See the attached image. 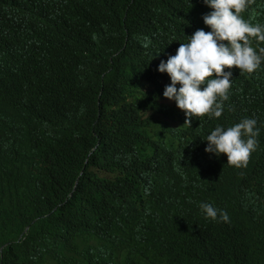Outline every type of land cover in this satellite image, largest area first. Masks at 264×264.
I'll use <instances>...</instances> for the list:
<instances>
[{"label":"trees","instance_id":"16d2710c","mask_svg":"<svg viewBox=\"0 0 264 264\" xmlns=\"http://www.w3.org/2000/svg\"><path fill=\"white\" fill-rule=\"evenodd\" d=\"M211 11L204 0H0V264H123L131 251L146 264L185 245L187 264H264V64L204 123L260 129L237 178L249 189L224 207L230 224L180 201L186 184H205L178 176L200 129L162 103L171 79L158 66ZM240 16L263 19L264 0ZM140 232L148 242L133 246Z\"/></svg>","mask_w":264,"mask_h":264},{"label":"clouds","instance_id":"9594fccd","mask_svg":"<svg viewBox=\"0 0 264 264\" xmlns=\"http://www.w3.org/2000/svg\"><path fill=\"white\" fill-rule=\"evenodd\" d=\"M204 3L212 9L203 16L206 29H198L189 36V42L181 43L175 55L161 61L158 71L171 79L162 103L171 108L180 126L200 129L189 135V163L180 164L178 176L181 181L190 173L205 184H186L180 201L198 209L211 222L230 224V214L224 207L231 200L242 199L249 189L237 178L243 177L240 172L248 167L259 147L260 129L255 118L234 119L224 125L204 123L224 118L231 111L236 93L233 84L243 76L259 72L264 64V17L240 16L254 0ZM157 118L158 122H170L164 115ZM147 242L148 237L140 232L132 245L141 247ZM194 255L193 246L185 245L180 258L161 252L149 256L145 263L187 264L194 260ZM119 259L123 264H141L134 251Z\"/></svg>","mask_w":264,"mask_h":264}]
</instances>
